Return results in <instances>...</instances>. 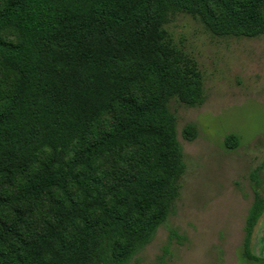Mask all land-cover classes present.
I'll return each instance as SVG.
<instances>
[{"label":"trees","instance_id":"1","mask_svg":"<svg viewBox=\"0 0 264 264\" xmlns=\"http://www.w3.org/2000/svg\"><path fill=\"white\" fill-rule=\"evenodd\" d=\"M176 13L264 37V0H0V264H129L152 241L184 170L169 102L203 93Z\"/></svg>","mask_w":264,"mask_h":264},{"label":"rangeland","instance_id":"2","mask_svg":"<svg viewBox=\"0 0 264 264\" xmlns=\"http://www.w3.org/2000/svg\"><path fill=\"white\" fill-rule=\"evenodd\" d=\"M164 29L196 64L203 93L195 106L169 102L184 165L179 195L129 264H257L243 258L242 243L255 194L264 207V37L215 36L185 13ZM258 224L256 256L264 249Z\"/></svg>","mask_w":264,"mask_h":264},{"label":"crops","instance_id":"3","mask_svg":"<svg viewBox=\"0 0 264 264\" xmlns=\"http://www.w3.org/2000/svg\"><path fill=\"white\" fill-rule=\"evenodd\" d=\"M259 229L261 230V235L259 236L258 238V242L261 246V244H264V215L261 216V218L259 219ZM260 250V249H259ZM260 258H263L264 259V249L261 250V252H259L258 254Z\"/></svg>","mask_w":264,"mask_h":264}]
</instances>
